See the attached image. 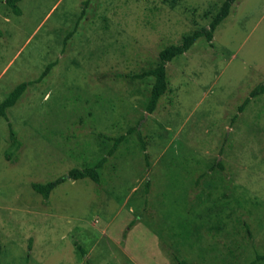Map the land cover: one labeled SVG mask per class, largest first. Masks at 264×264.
<instances>
[{
  "label": "rangeland",
  "instance_id": "obj_1",
  "mask_svg": "<svg viewBox=\"0 0 264 264\" xmlns=\"http://www.w3.org/2000/svg\"><path fill=\"white\" fill-rule=\"evenodd\" d=\"M84 1L0 0V102L31 82L6 111L15 163L0 117V264H263L264 95L238 107L264 83V0H236L211 44L167 63L150 114L152 81L131 76L223 0ZM103 156L99 184L30 187Z\"/></svg>",
  "mask_w": 264,
  "mask_h": 264
},
{
  "label": "trees",
  "instance_id": "obj_2",
  "mask_svg": "<svg viewBox=\"0 0 264 264\" xmlns=\"http://www.w3.org/2000/svg\"><path fill=\"white\" fill-rule=\"evenodd\" d=\"M17 0H7L8 5L12 8L13 12L18 14L19 10L15 5ZM89 0L83 2V9L81 10V15L84 14L85 7L88 5ZM236 0H223L220 6L211 16L209 23L199 29H195L189 33L183 34L180 42L176 45H168L159 50L157 56V62L154 67L142 71L140 73L134 74L131 77L137 80L151 79V86L149 94L147 97L145 111L147 113H152L160 98L168 90V79L166 76V64L172 61L175 58L182 56L186 53L194 43L199 39L203 38L208 44H211L213 38V32L218 27L220 23L230 14L232 5ZM52 63L48 64L41 75L38 77V80L46 76L49 70L52 67ZM31 82H21L16 85L7 96L0 102V117L7 122L8 128V144L3 151L4 159L9 163H15L18 160L20 154L21 142L19 141L16 133L12 129L11 124L7 120L6 111L13 107L24 94L27 86ZM259 95H264V83H259L254 86L248 96L243 100L242 104L238 107V111H241L245 107L251 98H256ZM110 141V147L107 149L106 155L112 156L117 149V147L125 140L124 135H120L115 138H106ZM141 148L144 150V142L141 141ZM107 158L105 156L100 157L96 161L82 167V168H72L66 175L58 177L52 181L46 183H31L30 187L32 191L46 201L49 198L50 193L54 188H56L61 183L66 180H82L89 179L95 184L100 182V173L99 171L105 164ZM148 182H146L147 184ZM77 250H80V253L84 255V251L80 249L79 245L75 244ZM256 260L264 264V254L256 255Z\"/></svg>",
  "mask_w": 264,
  "mask_h": 264
}]
</instances>
